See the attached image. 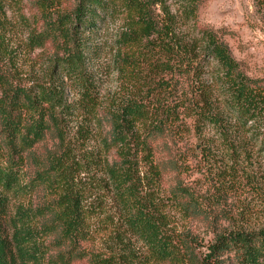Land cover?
Returning a JSON list of instances; mask_svg holds the SVG:
<instances>
[{
	"label": "trees",
	"instance_id": "16d2710c",
	"mask_svg": "<svg viewBox=\"0 0 264 264\" xmlns=\"http://www.w3.org/2000/svg\"><path fill=\"white\" fill-rule=\"evenodd\" d=\"M169 1L31 0L27 7L24 0H0V32L14 8L28 28L29 48L53 47L57 72L78 88L77 101L64 105L65 116L79 120L73 146L97 134L101 144L79 155L66 147L48 154L26 181L25 154L53 128L62 131L56 110L62 98L52 79L32 91L0 73V264H264V227L220 232L202 252L171 228L167 206L190 217L206 207L189 187L166 188L169 166L181 174L184 162L196 158L222 187L251 182L263 193L264 182L241 164L252 160L256 145L264 152V84L243 70L216 30L181 32L182 24L196 26L203 0H171L175 9ZM119 12L125 24L116 69L129 85L146 84L121 104L106 105L85 69V34ZM181 143L187 151L176 159ZM94 168L104 173L114 208L80 177ZM40 186L54 199L13 204Z\"/></svg>",
	"mask_w": 264,
	"mask_h": 264
},
{
	"label": "rangeland",
	"instance_id": "374dc122",
	"mask_svg": "<svg viewBox=\"0 0 264 264\" xmlns=\"http://www.w3.org/2000/svg\"><path fill=\"white\" fill-rule=\"evenodd\" d=\"M169 3L175 9V4L173 5L171 0ZM24 4L29 7L31 0H24ZM8 17L11 22L3 32H0V73L2 72L1 74L8 78V83L13 87L32 91L37 89L39 84L52 79L53 88L59 91L63 104L56 108L58 115L63 117L62 131L53 128L35 151L25 154L21 171L28 181L35 174L36 164L40 162L46 165L48 154H61L66 147L76 148V154L79 155L80 149L95 151L101 147V144L97 134L86 145L83 146L81 143L73 146L77 138L79 120L65 116L64 105H72L77 101L78 88L73 80L58 73L56 66L54 67L56 56L54 48L30 49L27 45L28 28L19 21L14 8L8 9ZM124 24V15L119 12L101 20L92 32L85 31V69L91 75L97 94L106 105L121 104L134 92L139 91L141 84H146L145 81H141V84L137 83L136 87L131 86L116 69V40ZM200 25L216 30L229 45L243 70L264 84V3L258 0H203L196 26L193 22L182 24L181 32L194 36L198 34L196 28ZM145 76L149 74H142L141 79ZM2 88L0 84V95L3 94ZM170 89L171 87L168 86L165 90ZM61 135L64 136V141ZM255 147L256 151L252 160L242 163L241 166L243 170L254 174L258 182H264V152L258 150V145ZM185 151L187 149L184 144H178L176 159L182 157L181 154ZM163 156L164 153L160 156L161 161H165ZM219 160L223 159L219 158ZM168 168L165 173L166 188L170 189L178 183L189 187L206 207L202 215L190 217L167 206L171 228L184 237H188L195 246L196 252L206 250L207 245L220 232L264 227V190L261 194H257V191L255 193L251 182L239 188H224L213 173L203 169L201 162L196 158L184 162L181 174H178L177 170L170 169V166ZM80 177L85 179L92 188L94 196L103 195L106 198V204L114 208L112 194L103 185L105 175L102 171L94 168L82 172ZM245 179L249 180L246 177ZM52 193L49 189L40 186L32 194L21 199H14L13 204L16 205L19 202L28 206L40 204L46 200H53ZM134 243L138 249H141L139 251H144L142 242L135 239ZM103 245H106L105 241L98 237L96 248H102Z\"/></svg>",
	"mask_w": 264,
	"mask_h": 264
}]
</instances>
